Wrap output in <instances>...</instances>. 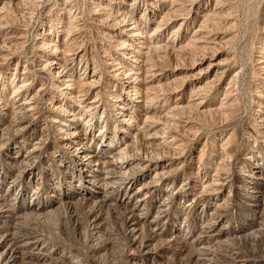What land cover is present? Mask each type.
<instances>
[{
  "label": "rangeland",
  "instance_id": "obj_1",
  "mask_svg": "<svg viewBox=\"0 0 264 264\" xmlns=\"http://www.w3.org/2000/svg\"><path fill=\"white\" fill-rule=\"evenodd\" d=\"M7 1L0 0V6ZM10 2L8 11L0 16V120L5 126V132L0 137L3 145L0 147V197L11 200L16 206L22 202L24 206H29L39 199L49 198L55 186H62L63 182L66 188L76 190L75 184L80 177L74 160L67 154L68 161L64 160V164L68 163L71 170L64 174L59 166L60 156L55 152L61 150L62 137L70 133L68 126L62 124L65 115L54 111L58 105H63L72 114L79 116L82 113L83 118L75 120L78 124L74 120L68 122L78 134H87L86 144L92 151L99 152L102 144L100 142L98 145V135L101 130L107 129L106 133L114 136L113 130L117 125L108 101L120 94L123 97L120 102L128 110L127 118L134 115L135 122L130 133H122V127H119L120 132L113 145H109V142L107 146L104 145L103 148L107 149L106 158H110L114 150L122 145L120 134H139L133 140L132 151L119 154L117 159L164 156L162 162L170 164L165 171H170L171 176L161 186L160 198L153 207L152 215L156 214L161 201H172L168 208L174 218L169 225L172 233L176 232V225L183 221L194 222L197 233L198 227L213 219L208 216L199 220L195 210L192 214L190 207L194 208L195 203L186 209L196 191L184 195L174 193L171 196V192L167 193L166 190L173 188L176 192L177 188L192 181L193 177H201L203 173L208 175L210 181L219 176L227 177L232 182L224 195L217 196L215 201L221 206L216 211L223 212L224 220L229 222L233 230L230 235L222 236L228 237L226 242L218 245L211 243L212 264H264V202L260 207H254L255 210L251 208L242 191L243 183L238 178V174L246 170L264 175V0H136L134 6V0ZM145 12L146 16L141 20ZM70 19L76 26L71 28L66 37L65 26ZM123 20L126 23L136 20L135 24L145 31V36L139 40L144 43L132 40L129 41L132 45L128 46L144 47L140 54L143 57L139 58L141 62L138 64L141 68L140 79L157 87L140 90V95H143L140 99L144 102L136 112V103L127 92L128 83H124V79L128 78H122L124 73L120 79L112 77V69L120 67L124 71L129 62L123 57V52L131 50L122 49L121 39L114 42L117 38L114 35L125 28L121 26ZM155 20L161 21L162 25L152 35L157 25ZM181 22L180 34L173 36V28ZM7 31L14 33L6 34ZM52 39L61 46L57 56L60 57L59 63L53 67L56 66L58 70L64 67L68 75H74L75 81L84 68L98 74L96 78L99 82L94 86H73L78 92L77 97L83 100V105L88 104L85 109L97 106L93 110L96 112L94 125L87 124L91 112L85 113L78 101L70 100L59 90L64 85L56 81V69L53 70L47 64L50 51L54 50ZM175 40L176 45L183 44L186 48L181 51L172 48ZM157 42L166 44V47L155 50L153 45ZM210 63L215 65L209 68ZM153 71L155 74L150 76ZM17 83L22 85L18 93L14 91ZM161 83L164 86L160 87ZM260 93L263 96H259ZM90 101H94L93 104ZM74 114L66 118H73ZM28 125L30 129H27ZM102 140L106 141V137ZM37 142H40L45 153L32 155L31 160L40 165L34 176L35 181L13 182L23 168L22 162L13 160L28 155ZM49 145L56 148L45 150ZM249 152H256V155L263 157L262 162L259 160L263 163L262 168L253 169L243 163L242 158ZM46 154L54 160L45 161ZM9 159L14 163L11 168L6 163ZM138 161L132 164L136 168L130 174L138 171ZM47 166L48 169L45 168ZM40 169H43L42 173ZM159 170L152 167L147 172V178L130 187L129 191L144 181L151 182ZM114 171L120 172V169ZM122 182L120 177L116 184ZM36 189L41 193L33 196ZM202 205L200 202L194 209H201L204 207ZM67 209L58 211L56 216L44 219L37 225H31L27 218L26 227V219L16 221V228L9 229L13 242L20 244L28 240L31 234L25 231L26 228L36 227L44 233L45 238L40 246H45L42 250L45 254L36 257L30 253L31 249H26V252L17 253L20 259L17 257L14 264H206L201 257L197 259L198 245L187 244L178 253L174 250L176 246L160 248L161 244L166 247L165 237L157 242L156 250L162 249L166 257L148 260L140 242L146 240L149 232L144 229L131 234L126 222L129 211L116 204V201L95 204L78 200L72 208ZM212 211L214 209L209 210ZM96 212L102 216L98 226L92 223ZM180 233L185 238V232ZM191 240L187 239V242Z\"/></svg>",
  "mask_w": 264,
  "mask_h": 264
},
{
  "label": "bare ground",
  "instance_id": "obj_2",
  "mask_svg": "<svg viewBox=\"0 0 264 264\" xmlns=\"http://www.w3.org/2000/svg\"><path fill=\"white\" fill-rule=\"evenodd\" d=\"M10 1L11 0H8L6 3L3 2L4 3L3 6H0V16L5 14L8 11V5L11 4ZM27 1H31L33 3H35V2L38 3L41 0H27ZM110 4H112V3H110ZM135 4H136V0H134V3H132V6H134ZM14 6H15V4H14ZM73 6H75V5H72V7ZM157 15H159V14H157ZM145 16H146V12L143 15V17H141V20ZM14 18H16V17H14ZM121 22H123L121 26L125 27V28L121 32L117 33V35H114V37H117L114 42H119L120 41L119 39H121L120 42H122V44H123L122 49L124 48V49L131 50L129 52H126V51L123 52V57H125L129 62L126 63V68L124 71H121L120 67H117V68L113 67L114 69H112L111 67L110 68L114 72L112 75L113 78H119L120 79V75L123 73H124V77H122V78L123 79L128 78V80L124 79V83H128L127 86L129 87V91H127V92H128V94H130L132 101H134L136 103L135 104V106H136L135 112H136L137 110H139L138 108H140L144 102L143 99H140L141 97H143V95H140L141 94L140 90L143 88H145L146 90H151V89H156L157 87L155 85L154 86L150 85V83L148 81H146L142 78L140 79L141 74H140L139 70L141 68L138 67V64L141 62V60H139V58L142 56L140 54L142 53L141 50L144 47L142 45H138V48L128 46V45H132V43H129V41H132V40L134 42L139 41L142 37H144L145 31L142 28H139V26L137 24H135V23H137L136 20L132 23H126L125 20H123ZM154 22L157 23V25L155 26V29H154V32L152 33V35L156 34V32L159 31V28L162 25L161 21L155 20ZM74 25H75V22L72 19H70L68 21L67 25L65 26V36L66 37L69 35L70 30ZM182 25H183V22H181L179 25H177L173 28V33H172L173 36L177 35L180 32ZM13 33L14 32H12V31H7L6 34H13ZM196 39H197V37H196ZM52 41H53L52 46H53L54 50L50 51L51 52L50 55L48 54L49 57L47 58V64H49L53 70L56 69L55 70V73H56L55 75L57 77L56 81L61 82L62 85H64V87L62 88V86H61L59 90H61V93L67 95V98H69L70 100L73 101V99H74V100L78 101L79 106L83 107V110H85V113L91 112V114H89L91 116V118L88 119L87 124H88V126H90L92 124L94 125V123H95L94 119L96 118L95 117L96 112H93V110L96 109L97 106L85 109V107H87L88 104L83 105V100L80 99L79 97H77L78 92L73 86L75 84H80L81 86H88V87L94 86L95 83L97 84V81L99 82V80L96 78V76L98 74L96 72L90 73L87 71L88 68H84L82 74L79 76V79L75 81L74 75H70V74L68 75V73L65 72L64 67L61 70H58L56 66L53 67L55 64L59 63L58 59H60V57H57V56H59V54H60L61 46H60V44L54 42L55 39H52ZM192 41H194V40H192ZM139 42L144 43L143 41H139ZM178 42H179V40H178ZM0 44H2V43H0ZM65 45H68V43H66ZM150 45H153V43H150ZM178 45H176V40H175L171 47L176 48L177 51H179V50L181 51L185 47L183 44L180 46H178ZM153 47L155 50H160V49L165 48L166 44H161V43L157 42L153 45ZM44 64H46V63H44ZM213 65H215V64L210 63L209 68L212 67ZM46 67H47V65H46ZM217 71L218 70H215V72H217ZM154 74H155V71H153L150 74V76L154 75ZM219 76H220V74H219ZM99 79L101 80V78H99ZM162 86H164V83L160 84V87H162ZM21 88H22V85L17 83L14 87V91L18 93V92H20ZM195 90H196V88H195ZM263 94L260 93L259 96H263ZM22 96H24V95H22ZM122 98H121L120 94H116L114 96V98H112L110 101H108L109 105L111 106L112 110L114 111L113 112L114 116H115L114 122L117 123V125L115 126L116 129L113 130L114 136H109V134L106 133L107 129L104 131L101 130V133L98 135V137H100V139H98L99 140L98 145L100 142L102 144L99 152L92 151L91 147H89L86 144V140L88 139L87 134H78V132L75 129H73L74 126H72V124L69 123L70 120L75 121V120L82 119L83 118L82 113L79 114V116H78V114L73 113L74 117L67 119L66 118L67 116L73 115V114L68 112L69 110H67L65 108V106H63V105H58L56 107L54 112H59V114L65 115V119L62 122V124L65 125L64 127L68 126L67 130H69V133H70V134H67L64 137H62L61 146H60L61 150L55 151L58 153V156H60L59 166L61 167L64 174L70 173V170H71L70 166L68 165V163L64 164V160L68 161L66 158L68 156H70V158L72 160H74V163L77 166V174L79 175L81 180L80 179L77 180V183L75 184L76 190H71L69 187L66 188L67 185L64 184V182H63L62 186H64V187L62 188V186H60V185L55 186L56 189L53 190L54 192L49 195V198L46 197V198H42L41 200L39 199L34 204H32V205L29 204V206H27L28 204L26 206H24L23 202L19 203V206L18 205L16 206V204L11 203V200L9 201L7 198L0 197V264H14L15 260L18 257L17 253H19L20 251L26 252V249H31L30 253H32V255H34L36 257H39L41 254H45L42 252V250L45 248V246H40V243H41V241H43V238H45V236H44V233L42 231L38 230L36 227L26 228L25 231L29 235L31 234V236L29 237L28 240H25V241L23 240L20 242V244H18L17 242H13V237H11V233H10L9 229L12 227L14 229L16 228L15 223L17 220L21 219L23 221L27 218L31 222V225H33V224L37 225L39 222L44 221V219H47V218L49 219V217L56 216V214L60 210L72 208L78 200L85 201V203L87 201V202H91V203H95V204L96 203H100V204L101 203L102 204L108 203V204H110L111 201H116V204L126 208L129 211L127 214V218H126V222L128 224V227H129V232L131 234H136V233L142 232L144 229H147V231L149 232L146 240L143 242H140L142 249H143V254L146 255V258L148 260L152 261L158 256L159 257H166L164 255V253L161 251L162 249L160 251L156 250L158 247L157 242L161 238L165 237L164 240L166 243V245H165L166 247L162 246V244H161L160 248H169L170 249V248L176 246L177 248L175 247L174 250H176L175 253H178V252L182 251V247H184L187 244L198 245L199 246L198 247L199 255L197 256V259L198 258L200 259V257H201L202 260H205L206 264H212L213 263V250L211 247V243L214 242L218 245V244H222V243L226 242L228 237L222 238V236L230 235L231 230H233V228H232V226H230L229 222L227 220H224L225 216L222 214L223 212L220 213V212L216 211L217 207L221 206V203H217L215 200H216L217 196H221L225 192L226 188L228 187V185H230V182H232V181H229V179L227 177H222V176L214 178L213 181H210V179L208 178V175L206 173H203L201 177H199V176L193 177L192 181L186 182L181 188H177L176 192L173 188L167 189L166 192L167 193L171 192V196L174 193L184 195V194H189V193H192L193 191H196L194 198L192 200L190 199L191 201L187 204L186 209H188L194 203H195L194 208H196V205H198V203L201 202L204 205V207H202L201 209H198V210L194 209L193 207H190V212L192 213V211L195 210V212L198 214L199 220H202L204 217L208 218V216L213 219L208 224H206L204 226L202 225L201 227H198L199 229H198L197 233L195 231V224L192 221H189V222L183 221L182 224L176 225L177 230H176V232L172 233L169 225H170V222H172L174 220V218L172 217V214L170 212H168L169 205L170 204L172 205V201H170V202H166V200L161 201L157 205L158 209L156 211V214L152 215L153 207L155 206V204L158 202V199L160 198L159 191H162L161 186L164 185V183H166V181L171 176L170 171H165L166 169H168L170 164L165 165V162H162V159H164V156L153 158V159L138 158V157H128L126 159H117L116 156H118L119 154L124 155V154H127L129 151H132L133 140L135 138H137L139 135V134H120V137L122 138L121 140L123 141V143H121L122 145L118 146L117 149L114 150L115 152H113L112 156L109 155L110 158H108V159L106 158L107 157V155H106L107 149L103 148L104 145H106V146L108 144L113 145V143H114L113 141H115L118 138V132H120V130H118L119 127H122L121 128L122 133H130L131 132L130 129L133 128V122H135L134 115H130V117L127 118V116L129 114L127 113L128 110L123 106V104H121L122 102H120L122 100ZM93 102L94 101H90L91 104H93ZM156 102H157V100H156ZM131 103H133V102H131ZM174 106H175V104H174ZM165 107H167V106H165ZM168 109H169V107H168ZM155 111H156V108H155ZM171 114H173V113H171ZM53 117L56 121H59L55 116H53ZM157 120H158V118H157ZM75 122L77 123L78 121H75ZM106 122L109 123L108 119L106 120ZM123 124H125V125H123ZM28 127H30L29 125L27 126V129H30ZM4 132H5V126H2V120H0V137ZM23 135H25V134H22V136ZM156 136H157V134H156ZM105 137H106V141L102 142L103 141L102 139H104ZM164 140H166V139L164 138ZM2 146L3 145L0 141V147H2ZM54 148H56V147L49 145L48 147L46 146L45 150L46 149L52 150ZM97 148H99V147H97ZM43 149L44 148L41 146L40 142H37L35 145H33V149L30 150V153L28 155H23V156L19 155L20 157L13 160L14 162H22L23 163V168L20 170V174L15 176V179L13 180V182L20 184V183H27L29 181H31V182L35 181L34 176H35V173L37 172V169L39 168L40 165L38 166V164H35V162H33L31 160V158H32V155L34 153H37V152L41 153V155L44 154L45 152ZM144 152H146V151L144 150ZM67 154H69V155L67 156ZM162 155H164V154H162ZM172 155H173V153H172ZM45 157H46L45 161L48 159L54 160V158L50 157L47 154L45 155ZM262 159H263V157H261L260 155H256V152H251L250 154H248L242 158L243 163H247V165H249L253 169L262 168L261 167V165H263V163H261ZM136 160H139L137 162L138 166H139L138 171H135L133 174H130L129 172L136 168L135 165H132ZM6 163L9 165L10 168L14 165V163L12 161H10V159L6 160ZM224 163H226V162H224ZM152 167H156L157 169H160L159 171H156V175L152 179V181L149 183L144 181L145 183H143L142 185H140V186L136 187L135 189L129 191L130 187L134 186L136 183L141 182L142 180H145V178H147L146 177L147 172L150 169H152ZM45 168L48 169L49 167L47 166ZM244 168H246V167L244 166ZM43 169H40V173H42ZM116 169H120V172L114 171ZM38 177H39V175H38ZM120 177H121L123 182L120 184H116V181ZM40 178H42V177L40 176ZM238 178H239L240 182L243 183L242 191H243V194H245L246 197L248 198V201H249L248 205L253 209H254V207L255 208L258 206L260 207L261 203L264 202V175L254 174V173L246 170V171L240 172L238 174ZM69 182L73 183L72 180H70ZM36 185H37V183H36ZM167 186H169V185H167ZM12 187H14V185ZM1 191H2V188L0 186V192ZM8 191L6 193L7 195L10 192V191L9 192ZM38 192L41 193L38 189H36L35 192L33 193V196L38 194ZM18 195L14 198L15 200L18 198ZM20 198H21V196H19V199ZM179 201H180V199H179ZM30 202H31V200H30ZM86 205H88V203ZM212 209H214V211L209 212V210H212ZM121 211H122V209H121ZM96 213L97 214H94L93 218H92V223L94 226H96V225L98 226L100 224L101 217H102V216L98 215V212H96ZM72 214L73 213H71V215ZM27 219L24 221L25 227L27 226L26 225ZM66 219H68V218H66ZM182 231L185 232V238H182L183 234L181 235V233H180ZM233 237H234V235H233ZM25 238H27V237H25ZM187 239H192V240L187 242ZM134 245H136V244H134ZM68 253H70V251ZM182 253H184V252H182ZM193 264H197V263H193Z\"/></svg>",
  "mask_w": 264,
  "mask_h": 264
}]
</instances>
